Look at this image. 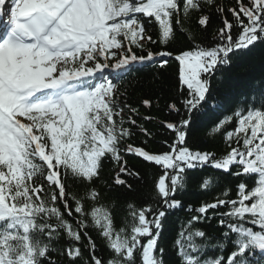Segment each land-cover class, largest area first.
Masks as SVG:
<instances>
[{
    "label": "snow or ice",
    "instance_id": "6c2138e0",
    "mask_svg": "<svg viewBox=\"0 0 264 264\" xmlns=\"http://www.w3.org/2000/svg\"><path fill=\"white\" fill-rule=\"evenodd\" d=\"M236 2L238 10H227L233 16L229 22L216 0H182V8L181 0H10V4L0 0V264H59L51 258L53 252L66 254L70 264L77 259L82 264H104L95 255L89 227L98 230L114 253L107 264H137L138 257L139 264H164L163 248L156 254L162 219L166 210L181 205L175 195L186 185V171L208 163L244 179L237 184L235 198L225 188L213 202L189 207L195 214L176 241L182 264H252L258 255L264 258V96L260 107L254 106L253 96L247 108H237L210 129L209 135H223L226 153L217 157L186 146L185 129L193 111L206 100L212 74L228 64L236 50L264 42V0ZM205 7H215L223 17L224 27L214 38L219 43L212 46L196 42L184 28L192 12ZM209 19L203 15L197 23L206 28ZM153 25L158 40L149 32ZM234 27L240 30L235 39ZM176 28L192 42L189 50L175 55L181 91H187L181 103L189 118L166 123L175 136L169 151L151 153L131 143L122 148L133 135L125 124L137 123L131 116L125 119L124 107L136 114L138 109L120 106L119 76L105 70L127 71L155 56H171L168 51L150 50L137 55L134 48L143 52L149 44L167 45ZM143 104L150 106V101ZM168 107L180 112L175 104ZM233 117L236 126L228 130ZM124 154L159 166L163 175L151 197L157 206L137 209L129 204L131 221L126 219L125 226L116 230L107 207L94 203L90 211L84 208L83 201L95 202L99 192L89 188L76 197L67 191V179L91 185L108 160L119 166L114 183L125 185L122 175L139 177V173L128 169ZM250 178L251 187L246 183ZM212 184V178L205 177L201 188ZM212 218L225 229L222 239L194 227ZM62 237L69 242L66 249L56 247ZM230 237L233 250L225 257ZM79 244L89 250L90 258L83 256ZM210 248L219 249L220 255L202 258Z\"/></svg>",
    "mask_w": 264,
    "mask_h": 264
},
{
    "label": "trees",
    "instance_id": "16d2710c",
    "mask_svg": "<svg viewBox=\"0 0 264 264\" xmlns=\"http://www.w3.org/2000/svg\"><path fill=\"white\" fill-rule=\"evenodd\" d=\"M244 2L247 3V0H244ZM216 4L223 5L225 8L223 17L232 22L233 16L227 10L229 8H237L238 10L236 0H216ZM203 15H208L210 18L206 28H202L197 23ZM223 17L215 10V7L211 9L205 7L203 11L192 12L190 20L184 23V28L190 29L196 37V42L204 46H212L214 43H219L214 38L219 29L224 27ZM243 19L247 22L246 18ZM239 31L237 27L232 29L234 39L238 37ZM149 32L153 39L158 40L155 25L149 28ZM191 47L192 42L188 39L187 33H182L176 28L173 41L167 45L159 42L149 44L143 52L139 48H134L137 55L146 54L149 50L154 54L168 51L172 55L139 63L128 74L121 77L118 83L120 106L124 107L127 104L138 109V114H136L124 107L122 115L125 119L127 120V117L131 116L137 123L136 125L125 124V127H129L133 135L124 141L121 145L122 148L131 143L133 146L144 147L145 150L151 153H162L170 150L168 145L175 140V136L171 130L166 128V123H178L182 119L189 118L181 103L187 96V91L186 89L183 92L181 91L179 63L175 60V55L180 51L189 50ZM165 60L167 63L163 64ZM253 96L257 98L254 106L260 107V98L264 96V42H257L248 48L236 50L230 54V62L220 65L212 74L211 87L206 100L202 102L197 110L193 111L191 124L185 129L186 146L192 150L215 153L217 157L226 153L229 149L225 144L223 135L221 133L209 135V131L224 116H231L237 108H247ZM144 100L150 101V106H145L143 104ZM170 104H175L180 112H170L168 107ZM143 117H150L151 119L145 120ZM117 119L119 118L117 117ZM138 126L147 129L151 136H146ZM235 126L236 119L233 117L232 122L226 125V129L232 130ZM124 159L127 161L129 170L139 173V177L122 175L121 178L127 181L125 185L114 183L113 178L119 171V166L108 160L103 163L100 178L94 180L91 185L74 181L70 177L67 179V191L76 197L84 196L89 188H95L99 192V198L95 202L91 199L83 201L84 208L86 211H90L94 203L97 206L107 207L112 213L116 230L125 226L126 219L130 223L129 204L137 209L148 204L153 207L157 206V202L151 197L155 182L160 175H163L162 168L145 162L135 155L124 154ZM185 175L186 185L182 191H178L175 195V199L180 201L181 205L175 209L166 210V215L162 219L156 254L159 255V248H163L164 264H182L181 258L178 256L176 241L180 238V233L186 227L190 217L195 214L189 211V207L197 208L204 203L213 202L214 198L220 196L225 188L230 189L231 197L235 198L237 184L240 179H244L243 177L236 178L223 170H217L211 166V163L187 170ZM205 177H211L213 180L212 186L208 189L201 188ZM246 183L251 187L252 179H247ZM128 185H131V187L129 188ZM69 203L74 208V201L71 197ZM160 206L162 207V205ZM219 211H227V209L221 208ZM207 215L211 217L212 210H209ZM73 216L78 217V214L73 212ZM65 217L73 220V217H68L67 213H65ZM194 227L205 231L208 237L218 239H222V233L225 231L224 228L219 226L218 218L201 220ZM87 231L96 245L95 255L102 258L104 264H107L114 253L107 247L106 241L95 227H89ZM230 240L231 237L223 253L225 257L233 250ZM198 242L203 241L198 240ZM68 243L67 239L62 237L57 242L56 247L66 249ZM83 243H87V240L85 239ZM78 246L81 247L83 256L90 258L89 250L85 249L83 244ZM218 255H220L219 249L213 251L210 248L203 254L202 258ZM50 256L59 264H70L66 254L60 255L53 252ZM45 264H47L46 261ZM75 264H82V261L77 259ZM137 264H139V257Z\"/></svg>",
    "mask_w": 264,
    "mask_h": 264
}]
</instances>
